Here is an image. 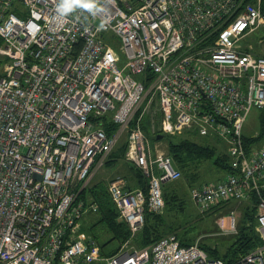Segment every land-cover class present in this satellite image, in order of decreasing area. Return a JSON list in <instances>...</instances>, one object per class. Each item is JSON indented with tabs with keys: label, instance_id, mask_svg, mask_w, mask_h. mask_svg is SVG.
<instances>
[{
	"label": "built area",
	"instance_id": "1",
	"mask_svg": "<svg viewBox=\"0 0 264 264\" xmlns=\"http://www.w3.org/2000/svg\"><path fill=\"white\" fill-rule=\"evenodd\" d=\"M262 25L261 0H0V264H224L175 234L131 245L182 176L143 132L153 102L162 133L222 141L238 173L192 188L191 201L205 215L255 193L262 243L233 264H264V143L247 154L242 138L249 112L264 109V55L241 45ZM122 136L147 193L108 182L130 239L104 255L81 231L97 205L78 195ZM230 218L227 229L217 220L221 235L236 233Z\"/></svg>",
	"mask_w": 264,
	"mask_h": 264
},
{
	"label": "trees",
	"instance_id": "2",
	"mask_svg": "<svg viewBox=\"0 0 264 264\" xmlns=\"http://www.w3.org/2000/svg\"><path fill=\"white\" fill-rule=\"evenodd\" d=\"M261 9L264 12V0H261ZM141 78V77H140ZM150 77L145 79L146 87H148ZM259 129L253 136H247L242 134L243 146L245 153L250 154L252 150L259 148L264 143V109H257ZM97 124L102 126L108 136L113 135L117 130V125L114 124L109 116H103L95 120ZM142 128H145L144 119ZM158 135H162L161 140L171 135L164 134L158 130V134L154 136L155 141ZM179 136V135H178ZM167 154L171 156L174 167L178 169L182 176L190 183L191 179H195L197 174L193 172L201 161L211 162L218 170L222 171L225 175L237 174L238 172L233 170L229 159L225 154V150L221 153L217 151L214 146L203 145L197 142L191 141L186 137L180 136L179 140L173 142L169 140L167 142ZM127 149V143L122 145L117 153H110L107 163L123 160ZM135 169L136 180L141 186L144 193H147V181L143 177L141 172ZM192 169V170H191ZM191 171L195 174H192ZM190 178V179H189ZM181 180V179H180ZM177 183V182H176ZM174 182L163 185L162 193L165 203V209L162 214H154L147 209L144 212V225L139 233L131 241V245L137 248L148 247L160 238L168 235L175 234L183 246H188L194 243H198L211 258L221 259L224 264H233L239 258L249 253L256 246L262 243L259 233L257 231L256 220V204L258 202V196L255 193L249 195L247 203L242 206V215L237 226L235 234H229L224 236H230L229 243L225 247L224 252H220L218 248H211L208 245L196 241L195 238L190 237L189 231H184L180 236L175 232V226L167 225L165 212H180L185 208L184 194H179L177 189H174ZM205 184V183H203ZM202 185V184H201ZM192 186V181L190 183ZM198 185L197 187H199ZM261 196L264 198V189L261 191ZM78 199L87 201L91 200L97 205V212L94 213L95 218L89 221L87 218L81 220V231L86 235L91 236L99 245L102 254L112 255L114 254L127 240L130 239L129 227L125 222L118 221V213L115 205L110 199L107 191V185L103 182H98L94 185H87L78 195ZM241 210V209H240ZM92 214V213H91ZM166 228L165 230H163ZM168 232V233H167ZM103 245H107L111 242H116V249L105 253L102 250V246L99 244L100 239H105Z\"/></svg>",
	"mask_w": 264,
	"mask_h": 264
},
{
	"label": "rangeland",
	"instance_id": "3",
	"mask_svg": "<svg viewBox=\"0 0 264 264\" xmlns=\"http://www.w3.org/2000/svg\"><path fill=\"white\" fill-rule=\"evenodd\" d=\"M241 45L245 47H251L253 53L257 54H264V25L257 28L254 32L249 34L244 40L241 41ZM119 55L121 53L117 50ZM258 114L259 111L256 108H253L245 121L243 131L242 133L251 136L258 132L259 129V122H258ZM160 120L161 115L158 113V106L155 102H153L149 109L147 110L146 115L144 116V125L145 128L143 129V132L145 133V136L147 140L150 142L151 147H153L154 150L158 152L167 153V142L169 140L176 142L179 140L180 136H184L187 139L197 142L199 144L203 145H211L214 146L217 151L222 153L224 151L223 143L220 139L217 137H201L196 133H189L184 132L182 134L178 135H171L169 137H165L163 140L155 141L154 136L156 133L158 134V130L160 127ZM129 128H132V125L129 126ZM128 138L126 136H122L116 146L112 150L113 153L118 154V150L122 145L127 143L128 147ZM127 151V149H126ZM108 159V158H107ZM133 165L136 169L137 167L129 162L126 159V152L123 157V160H118L115 162H111L109 166L102 167L98 172L95 178L90 182L92 183H98L103 182L104 184L108 183L111 179H113L116 176H121L126 179V175H133L135 173L134 167H131ZM139 170V169H138ZM192 170V169H191ZM194 173L197 174L195 179H191L192 186L197 187V185H201L203 183L208 182H217L218 179L221 178V175H223V172L218 170L215 166L212 165L211 162L208 161H201L199 162L198 167L193 170ZM192 171L191 173L194 174ZM195 175V174H194ZM127 176V177H128ZM190 179V178H189ZM190 181V183H191ZM177 182V183H176ZM174 189H177L179 194H184L185 198V208L183 211H176V212H165L164 216L167 220V225L169 226H175V233L177 235H181L184 231H189V236L196 239V241L203 243L205 245L210 246L211 248L215 247L220 250V252H224L225 247H227V244L229 243L230 236H224L221 235L220 229L217 225V220L219 218H223L224 228L227 229L230 226V212H233L236 229L239 225V220L241 219V213L243 210V202L241 203H229L226 205H223L222 207H219L217 210L210 211L205 215H200L195 205L192 203L190 198V190L191 186L190 183L185 179V177L181 178V180H177L174 182ZM89 184V185H90ZM241 209V211H240ZM88 217V218H87ZM88 219L89 221H92L95 218L94 213L92 214H85L83 219ZM82 219V220H83ZM164 228L163 230H165ZM166 231V230H165ZM168 233V232H167ZM108 238V235L105 236V239H100L98 242L100 245H103L105 240ZM117 243L111 242L107 245L102 246V250L105 253H109L110 251L116 249Z\"/></svg>",
	"mask_w": 264,
	"mask_h": 264
},
{
	"label": "crops",
	"instance_id": "4",
	"mask_svg": "<svg viewBox=\"0 0 264 264\" xmlns=\"http://www.w3.org/2000/svg\"><path fill=\"white\" fill-rule=\"evenodd\" d=\"M264 55V54H263ZM255 135V134H254ZM251 136H253V135H251ZM153 148V147H152ZM107 161H108V159L105 161V164H104V166L103 167H107V166H109V164L110 163H107ZM131 167H134L133 165H131ZM102 168V167H101ZM100 168V169H101ZM135 168V167H134ZM99 169V170H100ZM99 170H97L96 172H95V174L93 175V177L91 178V180H90V182H92V180L95 178V176L97 175V172L99 171ZM128 175H126V181H127V183H128V186L131 188V189H137V188H140L141 189V186H140V184L138 183V181L136 180L137 178H136V174L134 173L133 175H129L128 177H127ZM226 175L223 173V175H221V178L220 179H222V178H224ZM90 182H89V184H90ZM88 184V185H89ZM94 184H96V183H92V184H90V185H94ZM108 183H106V185H107ZM198 186V185H197ZM248 199H249V195L244 199V200H242L241 202H243V203H247V201H248ZM89 201H91L90 199H89ZM241 202H236V203H241ZM231 203H234V202H231ZM227 204H229V203H227ZM223 205H226V204H222V205H218V206H216L215 208H213L211 211H214L215 209L217 210L219 207H222ZM241 211V210H240ZM89 214H91V213H89Z\"/></svg>",
	"mask_w": 264,
	"mask_h": 264
},
{
	"label": "clouds",
	"instance_id": "5",
	"mask_svg": "<svg viewBox=\"0 0 264 264\" xmlns=\"http://www.w3.org/2000/svg\"><path fill=\"white\" fill-rule=\"evenodd\" d=\"M85 7H89L87 4L85 5ZM62 10H68L71 8V4L65 3L61 6Z\"/></svg>",
	"mask_w": 264,
	"mask_h": 264
},
{
	"label": "water",
	"instance_id": "6",
	"mask_svg": "<svg viewBox=\"0 0 264 264\" xmlns=\"http://www.w3.org/2000/svg\"><path fill=\"white\" fill-rule=\"evenodd\" d=\"M162 138V135H158L157 139L160 140Z\"/></svg>",
	"mask_w": 264,
	"mask_h": 264
},
{
	"label": "snow or ice",
	"instance_id": "7",
	"mask_svg": "<svg viewBox=\"0 0 264 264\" xmlns=\"http://www.w3.org/2000/svg\"><path fill=\"white\" fill-rule=\"evenodd\" d=\"M88 6H91V5H88Z\"/></svg>",
	"mask_w": 264,
	"mask_h": 264
}]
</instances>
